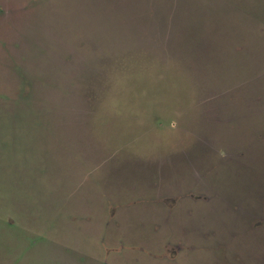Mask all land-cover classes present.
I'll return each mask as SVG.
<instances>
[{
	"label": "rangeland",
	"instance_id": "rangeland-1",
	"mask_svg": "<svg viewBox=\"0 0 264 264\" xmlns=\"http://www.w3.org/2000/svg\"><path fill=\"white\" fill-rule=\"evenodd\" d=\"M0 264H264V0H0Z\"/></svg>",
	"mask_w": 264,
	"mask_h": 264
},
{
	"label": "crops",
	"instance_id": "crops-1",
	"mask_svg": "<svg viewBox=\"0 0 264 264\" xmlns=\"http://www.w3.org/2000/svg\"><path fill=\"white\" fill-rule=\"evenodd\" d=\"M11 219V218H10Z\"/></svg>",
	"mask_w": 264,
	"mask_h": 264
}]
</instances>
